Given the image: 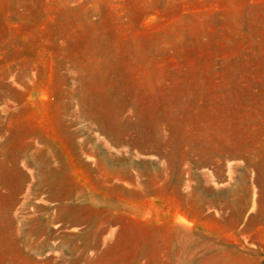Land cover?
Segmentation results:
<instances>
[{
    "label": "rangeland",
    "instance_id": "rangeland-1",
    "mask_svg": "<svg viewBox=\"0 0 264 264\" xmlns=\"http://www.w3.org/2000/svg\"><path fill=\"white\" fill-rule=\"evenodd\" d=\"M0 264H264V0H0Z\"/></svg>",
    "mask_w": 264,
    "mask_h": 264
}]
</instances>
